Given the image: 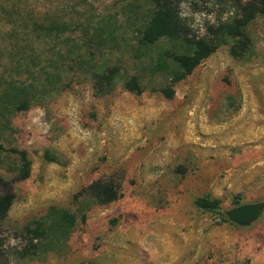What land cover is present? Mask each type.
I'll use <instances>...</instances> for the list:
<instances>
[{
  "label": "rangeland",
  "instance_id": "374dc122",
  "mask_svg": "<svg viewBox=\"0 0 264 264\" xmlns=\"http://www.w3.org/2000/svg\"><path fill=\"white\" fill-rule=\"evenodd\" d=\"M173 1L189 36L238 13L239 0ZM153 9V0H0V177L15 194L1 226L9 264H264V16L245 27L243 55H231L226 38L172 83L173 55L192 47L144 41ZM132 77L140 94L124 86ZM22 152L30 172L17 179ZM108 178L121 196L102 204L86 187ZM197 197L218 208L198 207ZM256 203L257 219H229ZM36 221L39 236L26 230ZM23 248L33 254L19 256Z\"/></svg>",
  "mask_w": 264,
  "mask_h": 264
},
{
  "label": "trees",
  "instance_id": "16d2710c",
  "mask_svg": "<svg viewBox=\"0 0 264 264\" xmlns=\"http://www.w3.org/2000/svg\"><path fill=\"white\" fill-rule=\"evenodd\" d=\"M153 3L154 9L142 31V39L152 43L162 36L182 38L192 47L189 53L173 55V59L178 63L180 70L171 78L172 83H176L189 75L204 58L225 43L226 38L233 40L229 48L230 54L233 56L243 55L250 42L245 27L257 15L264 16V0H239L237 2L238 13L231 20L220 22L217 25H209L205 35L189 36L188 27L181 17L177 3L173 0H153ZM115 71L116 68L108 69L107 74L103 76L106 82L110 83L113 80ZM124 86L127 90L136 94L143 91L135 77L125 81ZM161 92L167 98L174 95L172 86L162 88ZM21 155L23 162L19 168L17 179L27 178L30 172L26 154L22 152ZM86 190L96 201L102 204L112 202L121 196L120 184L115 182L113 178L95 180L86 187ZM14 199L13 181L0 177V264H9V252L6 251L1 226ZM194 203L198 207L215 210L218 208L219 200L210 199L209 197H197ZM61 212L62 222L67 225V228L71 227L74 224V216L65 211ZM34 225V228H27L26 230L34 236L41 235L45 229L41 221H36ZM18 253L21 257L33 254L27 248L21 249Z\"/></svg>",
  "mask_w": 264,
  "mask_h": 264
},
{
  "label": "water",
  "instance_id": "95a60500",
  "mask_svg": "<svg viewBox=\"0 0 264 264\" xmlns=\"http://www.w3.org/2000/svg\"><path fill=\"white\" fill-rule=\"evenodd\" d=\"M261 211L262 205L260 203L246 204L228 210L227 215L231 221L240 225H245L257 219Z\"/></svg>",
  "mask_w": 264,
  "mask_h": 264
}]
</instances>
